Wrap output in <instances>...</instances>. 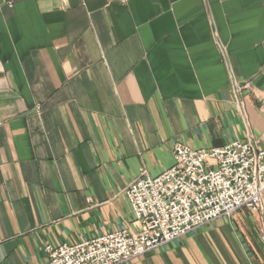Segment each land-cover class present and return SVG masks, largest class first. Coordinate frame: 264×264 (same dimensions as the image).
Here are the masks:
<instances>
[{"label": "crops", "instance_id": "0c3cea01", "mask_svg": "<svg viewBox=\"0 0 264 264\" xmlns=\"http://www.w3.org/2000/svg\"><path fill=\"white\" fill-rule=\"evenodd\" d=\"M263 97L264 0H0V264L138 233L140 172L264 149ZM122 264H264V193Z\"/></svg>", "mask_w": 264, "mask_h": 264}, {"label": "built area", "instance_id": "2783aa9c", "mask_svg": "<svg viewBox=\"0 0 264 264\" xmlns=\"http://www.w3.org/2000/svg\"><path fill=\"white\" fill-rule=\"evenodd\" d=\"M259 111L264 116V97ZM172 155L170 169L156 177L141 171L124 191L138 233L121 230L79 244L47 246L46 264L127 263L241 208L261 210L264 149L250 141L216 149L175 143Z\"/></svg>", "mask_w": 264, "mask_h": 264}]
</instances>
